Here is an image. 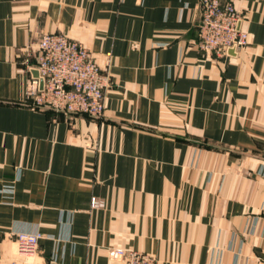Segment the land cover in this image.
I'll return each instance as SVG.
<instances>
[{
  "label": "crops",
  "instance_id": "obj_1",
  "mask_svg": "<svg viewBox=\"0 0 264 264\" xmlns=\"http://www.w3.org/2000/svg\"><path fill=\"white\" fill-rule=\"evenodd\" d=\"M200 1L0 0V264H264V0H235L249 40L223 57ZM46 32L110 72L103 118L24 104Z\"/></svg>",
  "mask_w": 264,
  "mask_h": 264
},
{
  "label": "built area",
  "instance_id": "obj_2",
  "mask_svg": "<svg viewBox=\"0 0 264 264\" xmlns=\"http://www.w3.org/2000/svg\"><path fill=\"white\" fill-rule=\"evenodd\" d=\"M202 20L199 26L200 48L205 54L223 57L230 47L248 43V33L239 28L242 15L235 0H201ZM36 69L26 87L24 104L58 112L86 114L101 119L105 116L106 91L112 85L108 70L98 63L93 52L81 41L61 32L43 33L39 41ZM40 78L44 80L41 88ZM98 199H91L96 207ZM264 218V201L261 206ZM44 235L40 231L20 232L17 236L21 253L34 252ZM108 256L120 264H157L150 253L110 247Z\"/></svg>",
  "mask_w": 264,
  "mask_h": 264
},
{
  "label": "water",
  "instance_id": "obj_3",
  "mask_svg": "<svg viewBox=\"0 0 264 264\" xmlns=\"http://www.w3.org/2000/svg\"><path fill=\"white\" fill-rule=\"evenodd\" d=\"M241 24H242V22L239 23V28L241 27ZM236 50H237L236 46L230 47L228 49V53L229 54H236ZM34 77H39V71H38V69H35L34 70ZM40 81H41V88H43V86H44V80L42 78H40Z\"/></svg>",
  "mask_w": 264,
  "mask_h": 264
}]
</instances>
